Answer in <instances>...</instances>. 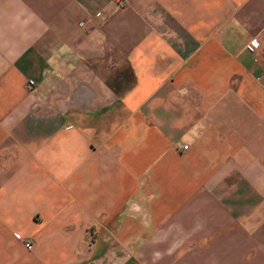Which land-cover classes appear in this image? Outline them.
Returning <instances> with one entry per match:
<instances>
[{
	"label": "crops",
	"instance_id": "crops-1",
	"mask_svg": "<svg viewBox=\"0 0 264 264\" xmlns=\"http://www.w3.org/2000/svg\"><path fill=\"white\" fill-rule=\"evenodd\" d=\"M0 264H264V0H0Z\"/></svg>",
	"mask_w": 264,
	"mask_h": 264
},
{
	"label": "built area",
	"instance_id": "built-area-1",
	"mask_svg": "<svg viewBox=\"0 0 264 264\" xmlns=\"http://www.w3.org/2000/svg\"><path fill=\"white\" fill-rule=\"evenodd\" d=\"M254 45H255V42H254V41H251V43L249 44L250 48L254 47ZM30 84H31V83L28 82V85H30ZM15 237H16L17 239L21 240V241L24 243V245H25L26 247H28V248H31V247H32V243H31L29 240H27V239H26L23 235H21L20 233H15Z\"/></svg>",
	"mask_w": 264,
	"mask_h": 264
}]
</instances>
